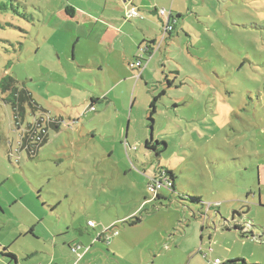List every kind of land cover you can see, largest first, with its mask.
I'll return each instance as SVG.
<instances>
[{
    "label": "rangeland",
    "instance_id": "1",
    "mask_svg": "<svg viewBox=\"0 0 264 264\" xmlns=\"http://www.w3.org/2000/svg\"><path fill=\"white\" fill-rule=\"evenodd\" d=\"M4 1L21 16H0V22L15 26L0 29V78L16 79L40 109H28L19 126L0 92V207L7 211L3 217L0 208V219L35 225L30 209L42 215L45 205L58 206L48 219L59 238L57 248L53 244L33 260L264 264V0H176L182 18L175 31L167 32L163 24V41L160 36L150 43L154 56L145 59L151 61L142 77V69L134 72L127 64L138 77V103L132 108V96L129 101L126 96L127 113L119 119L107 110V101L92 106L90 97L104 98L114 80L104 64V44L95 34L86 35L92 26L79 24L81 15L103 8L112 16L115 0ZM145 1L158 5V13L170 12L173 2ZM68 7L76 10L75 18L67 17ZM109 44L120 51V45ZM147 50L144 56L150 55ZM127 70L119 56L114 71L123 76ZM134 86L126 81L117 93L124 96ZM132 112L134 126L153 124L154 140L166 142V152L157 156L143 143L127 154L117 145L110 156L113 147L95 124L109 134L117 132L113 124L119 122L126 134ZM31 123L41 125L39 132L47 130L44 145L38 138L32 143L35 153L21 146ZM123 143L129 148L128 138ZM167 171L175 175L176 191L165 184L154 196L149 184ZM237 214L246 224L228 231ZM135 217L141 222L131 225ZM89 220L96 227H89ZM46 226L35 225L47 234ZM7 232L0 229V241L6 243Z\"/></svg>",
    "mask_w": 264,
    "mask_h": 264
},
{
    "label": "crops",
    "instance_id": "2",
    "mask_svg": "<svg viewBox=\"0 0 264 264\" xmlns=\"http://www.w3.org/2000/svg\"><path fill=\"white\" fill-rule=\"evenodd\" d=\"M158 1L159 0H156V3ZM141 2L142 4L140 3L138 4V0H115V3L112 5L113 8H111L112 11L114 12L112 16L111 15L107 16L106 11H102L104 10L103 8L101 9L102 13L100 14L94 15L93 13H85L84 15H81L82 18H80L81 22L79 24H81V26H84V27L92 26L91 31L86 32V35L89 36V35L95 34L96 37L98 38L99 44H104L105 46V54H104L105 63L104 64L106 66L109 65L108 69H110L109 71L112 73L111 78L112 80H114V82L110 84L109 87L106 89L107 94H105L104 98L100 99L98 98V95L97 96L92 95L90 98L96 99L97 100L96 103H100V102L102 103L103 101H107L105 107L107 108V110L113 109L115 111V114L118 115L117 119H119L123 114L126 115L127 113V110L124 109V103L126 102V96L129 95L128 101L130 100V95L132 96L131 97L132 98V108H134L138 103V96L136 93L137 85L134 86L136 73H133L130 70H127V64H128V67L132 71L136 72L133 65L135 64L134 61L137 60V58L139 57L141 53V49L142 48L147 49L150 47L152 48L153 46L150 45V43H155L159 38L161 39L160 36H162L161 34L163 31L164 20L159 16V13L156 10V8H159V6L154 5V7H152V5L145 0H142ZM132 5L137 6V8L139 9V15L138 17L129 19L126 17V13L128 12L129 7H131ZM168 5L169 4L166 3L163 5L162 8ZM178 8L179 7L176 4V0H173L171 9H170L173 12V16L175 12H176V15H179L182 13V11H180V9ZM141 10H144V11L141 12ZM94 17H95V21L92 20V18ZM122 19L124 20V22H122ZM124 29H127V31H125L126 33L124 32ZM108 39L109 41L106 42V40ZM108 43H113L114 46L120 45V51H117L115 48L111 49L110 44L108 45ZM106 52L108 53L107 55H106ZM113 53H115L114 62L112 58ZM119 56L122 57L123 67L125 70H127L126 75H123V76L118 74V72L116 73L114 71L115 64L118 62ZM153 56L154 55H151V56L145 55L144 58L145 59L152 58ZM111 62L114 64V68ZM149 62L146 61V64L144 63L143 71H145V68H147L146 66L148 65ZM103 68L104 67H102V69ZM126 81L131 82L132 86H134L135 88V91H134V88L132 90L129 89V91L125 90L124 96H123V94L117 93V89L122 84H125ZM96 103H94V106ZM128 119L129 121H128L126 134H125L124 125L120 124L119 122H116L113 124L117 132L109 133V134L106 132H103V124H98V125L95 124L94 128L101 129V131L99 132L103 133L104 135L102 136V138H104L103 140L106 142H110L111 143L110 146L113 147L110 151V156L114 155L117 145L121 146L120 149L122 150V154H124L123 150H125L127 154L130 151H138V145H142L149 139L147 127L145 129L143 125L138 126L137 123H135V126H134L132 122L134 119L133 112L129 114ZM136 121L137 120H135V122ZM104 123L107 125L108 121H105ZM109 124H112V123H109ZM92 128L93 127H91L90 134L94 135L96 132ZM124 138L129 139V148L128 146H126L125 143H123ZM131 144H133V146H131ZM123 145H125L124 148H123ZM126 164H127V161H126ZM15 200L18 201L17 199ZM20 202H23V201H20ZM259 204H261V201ZM45 207L47 208V211L51 210V212L48 213L44 209L46 211V214L38 215L36 211H34L33 209H30L28 213L32 215L33 222L37 221L35 225H38V226H40L41 224L47 225L46 226V231L48 232L47 234L44 233V231H41L40 229L39 230L41 233H38L37 227H35L33 223H31V225L25 226L23 225L22 222L21 223L17 222L18 224L17 225L16 220H13V218L0 219V229L8 230L7 233H9L4 236L6 243L0 241V246L10 248V253L14 254L17 258L16 264H37L36 260L35 261L33 260L34 255L37 256V255L44 254V252H47V253L50 252V249L53 244L55 248H57V245H58L57 240L59 238L53 237L52 231L54 230V227H53L54 225H53V222H51L48 219H49L50 214L57 213L56 210L58 206L54 204L51 206L45 205ZM0 208L3 213V217L6 216L7 215L6 209H4V207H0ZM10 208H11V205H10ZM35 208H38V205H36ZM235 216H240V215L237 214ZM14 218H17V215H14ZM90 221L92 220H89L88 222ZM21 226H22V230H20ZM65 234H68V231L64 233V235ZM31 236L35 237L36 240L32 238ZM101 238L102 237L99 236V239ZM43 239L46 241V244L41 243ZM35 241H38L39 243L35 244ZM1 250L2 249L0 247V251ZM25 259L29 260L28 263H23L25 262ZM0 264H14V263H11L8 259L4 258L0 253Z\"/></svg>",
    "mask_w": 264,
    "mask_h": 264
},
{
    "label": "trees",
    "instance_id": "3",
    "mask_svg": "<svg viewBox=\"0 0 264 264\" xmlns=\"http://www.w3.org/2000/svg\"><path fill=\"white\" fill-rule=\"evenodd\" d=\"M133 6V5H132ZM133 9V8H132ZM134 9H136L138 15H139V11L137 10L138 8L135 7ZM130 7H129V12H130ZM14 14L15 16H21L20 12L18 11V8L13 7V6H9L8 4H6V2L4 0H0V16L5 15V14H9V13ZM66 13H67V17L69 18H75L76 15V10L73 7H68L66 8ZM170 13V18L173 20L170 22H166L164 21L163 24L166 27L171 26L172 30L175 31L176 30V26L179 22V19L182 18V15H176L173 16V12L170 11L168 12ZM138 16H132L129 17L130 18H135ZM15 26L13 24H11L10 22H0V29L1 30H7V29H13ZM170 33H172V31H170ZM151 48V47H150ZM141 49V53L140 55L147 50V54H150V56L152 55V49L151 48V53H149V49ZM139 55V57L137 58V60L135 61V63L139 62L140 66L139 67H135L133 65V67L135 69H142V72L139 74L140 78L143 75V68H144V63H146L147 60H145L144 58V54L143 57L141 58ZM136 78L138 79L137 75ZM169 86H171L169 84ZM0 92L3 95H7V97L5 98L6 103L10 104L13 108V112H14V116H15V121L17 125H21L25 122V119L27 117L28 114V109H31L33 113H35L36 111H38L40 109L39 104L35 101V99L33 98L32 94L23 86H21L19 84V82L12 78L9 75H6L5 77H1L0 78ZM159 97H155L154 101L151 103V111H150V117L149 119L152 120L153 115L156 113V102L158 100ZM96 99L92 100V106H94V103H96ZM37 124H29L28 125V133L22 138V142H21V146L22 148H27L28 151H30L31 153H35V150H32V143L35 141V139H40V146L44 145L47 142V130L42 129V132H39L38 129L39 127L41 128V125H39L38 127L36 126ZM147 130H150V137L144 144H145V148L148 152H152L154 154H156L157 156L162 155L164 152L167 151V144L166 142H159V141H155L154 140V135H153V124H150V126H147ZM39 141V140H38ZM137 149V148H135ZM162 180V181H166L168 184L170 183L171 186H169L171 188V190L176 191L175 188V175L174 173H172L171 171H167V172H160V176L156 178V180ZM154 180V179H152ZM163 196L158 195L157 198H161ZM198 200V199H197ZM141 222V219L139 217H135L134 220H132L131 225H137ZM232 223V221L230 222ZM230 223L229 225H227V230L230 231V229H234V230H241V227L238 228H230ZM244 224H246L244 222ZM89 225V222H88ZM91 227V226H89ZM96 227V224H95ZM236 230V231H237ZM32 231V230H31ZM111 230H107L105 232H110ZM104 233L101 235L103 236ZM243 234L245 233H241L242 237ZM253 237V236H252ZM259 240H262L261 238H259ZM1 247V255L8 259L11 263L17 262V258L14 254L10 253V248L9 247ZM217 260V259H216ZM219 260V259H218ZM222 262V261H221ZM223 264V263H222ZM224 264H249L246 260L244 259H235V260H230L227 261Z\"/></svg>",
    "mask_w": 264,
    "mask_h": 264
},
{
    "label": "built area",
    "instance_id": "4",
    "mask_svg": "<svg viewBox=\"0 0 264 264\" xmlns=\"http://www.w3.org/2000/svg\"><path fill=\"white\" fill-rule=\"evenodd\" d=\"M129 12V11H128ZM162 14V15H160V17L164 20V21H168V22H170L171 21V18H170V13H166L164 10H161V11H159V14ZM132 16H138V13H137V11H136V9H131L130 10V12H129V16H127V18H129V17H132ZM167 18V19H166ZM166 29H167V32L169 31V30H172V27L171 26H169V27H166ZM163 39H164V36H162V41H163ZM142 52V51H141ZM144 53V52H143ZM143 53L140 55V57L142 58L143 57ZM134 66L135 67H139L140 66V63L139 62H137V63H135L134 64ZM165 184H167L168 186H171V184L169 183H167L165 180L164 181H162V180H156V179H154V180H152L151 181V183L149 184V186H148V189H149V192L151 193V194H153L154 196H156L157 194H158V192L164 187V185ZM89 226H91V227H95V223L93 222V221H90L89 222ZM214 264H222V262L220 261V260H215L214 261Z\"/></svg>",
    "mask_w": 264,
    "mask_h": 264
},
{
    "label": "flooded vegetation",
    "instance_id": "5",
    "mask_svg": "<svg viewBox=\"0 0 264 264\" xmlns=\"http://www.w3.org/2000/svg\"><path fill=\"white\" fill-rule=\"evenodd\" d=\"M240 218H242L241 215L237 216V217L234 216V218L231 220L232 223L229 222L230 223V228H235V229L238 228L239 229L240 227H242L244 222Z\"/></svg>",
    "mask_w": 264,
    "mask_h": 264
},
{
    "label": "water",
    "instance_id": "6",
    "mask_svg": "<svg viewBox=\"0 0 264 264\" xmlns=\"http://www.w3.org/2000/svg\"><path fill=\"white\" fill-rule=\"evenodd\" d=\"M233 218H234V216H233ZM14 264H16V262H14Z\"/></svg>",
    "mask_w": 264,
    "mask_h": 264
}]
</instances>
